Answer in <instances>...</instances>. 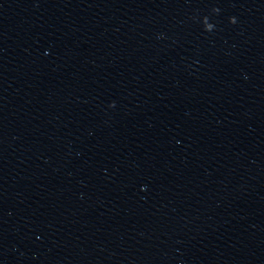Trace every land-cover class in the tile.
<instances>
[{"label": "water", "instance_id": "1", "mask_svg": "<svg viewBox=\"0 0 264 264\" xmlns=\"http://www.w3.org/2000/svg\"><path fill=\"white\" fill-rule=\"evenodd\" d=\"M0 264H264V0L1 3Z\"/></svg>", "mask_w": 264, "mask_h": 264}]
</instances>
